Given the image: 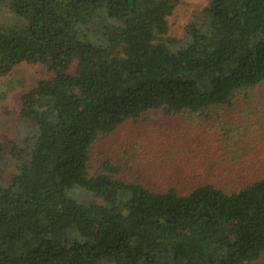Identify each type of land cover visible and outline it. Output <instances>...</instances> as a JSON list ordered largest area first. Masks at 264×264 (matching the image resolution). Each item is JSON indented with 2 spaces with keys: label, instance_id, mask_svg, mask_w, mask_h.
I'll use <instances>...</instances> for the list:
<instances>
[{
  "label": "trees",
  "instance_id": "trees-1",
  "mask_svg": "<svg viewBox=\"0 0 264 264\" xmlns=\"http://www.w3.org/2000/svg\"><path fill=\"white\" fill-rule=\"evenodd\" d=\"M182 1L10 0L25 21L0 26V77L20 62L49 75L23 94L16 138L0 141V264L261 258L264 0H207L178 37L169 16ZM149 109L210 121L211 142L196 156L218 159L214 170L178 156L164 189L150 185L167 180L155 165L150 183L120 178L107 155L92 170L93 145ZM180 140L145 145L170 161ZM99 187H113L114 200Z\"/></svg>",
  "mask_w": 264,
  "mask_h": 264
},
{
  "label": "rangeland",
  "instance_id": "rangeland-1",
  "mask_svg": "<svg viewBox=\"0 0 264 264\" xmlns=\"http://www.w3.org/2000/svg\"><path fill=\"white\" fill-rule=\"evenodd\" d=\"M206 4L207 0H183L169 16V32L182 37L188 23L203 17L202 8ZM18 21L25 20L15 15L10 8V0H0V26L7 27ZM48 75L49 72L42 63L20 62L9 73L0 77V88L5 90L4 96L0 98V141L4 140V136L10 139L16 138L20 131L17 118L22 107L23 94L32 88L39 78ZM256 94L258 100L256 103L264 107V81L256 87ZM225 109L226 106H222L221 109L217 108V111L220 110L223 113ZM245 124L247 123L243 125ZM210 131H214L211 128V122L199 114L186 116L166 113L162 109H149L137 119L126 120L114 132L93 145L91 148L92 170L97 169L100 160L107 155L119 166L120 178L142 181L147 180L148 173L151 172L149 168L155 165L157 172L159 171L158 177L163 178L165 175L167 180L158 181L153 178L150 185L164 189V185L171 180L170 175L182 168L181 157L189 162L204 148L202 146L205 142H211L210 134H208ZM173 133L176 134L171 137ZM156 135L169 136V139L182 136L186 143L180 146L182 142L180 140L172 149L173 154L170 153L172 158L168 161L164 150L154 151L153 148L150 149L145 145L146 141H151ZM145 137H147L146 141ZM155 156L157 161L154 160ZM178 156L180 159L177 160ZM202 157L196 156L199 162L205 164L206 172L213 171L219 160L209 158L206 162ZM167 162L169 165L166 164ZM7 171L9 172V169ZM115 195L113 187H99L97 190V196L103 200H114ZM99 264L111 263L104 261ZM252 264H264V253Z\"/></svg>",
  "mask_w": 264,
  "mask_h": 264
}]
</instances>
